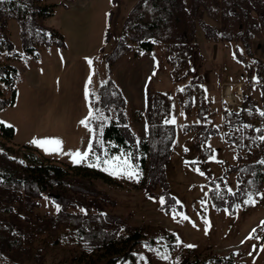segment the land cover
Instances as JSON below:
<instances>
[{"label": "rangeland", "instance_id": "obj_1", "mask_svg": "<svg viewBox=\"0 0 264 264\" xmlns=\"http://www.w3.org/2000/svg\"><path fill=\"white\" fill-rule=\"evenodd\" d=\"M42 1L54 4V10L52 16L39 22L40 27L47 32L59 31L61 45L53 36L24 38L16 19L12 18L8 23L13 52L19 54L13 61L18 69V79L14 102L0 108V121L13 127V142L32 146L41 157L56 164L81 165L88 159L74 163L65 153L77 150L83 153L90 143L93 146L101 141L104 145L103 128L111 119H116L123 125L133 146L131 163L137 169L139 182L103 170L111 182L94 181L92 195L87 197L102 200L103 208L119 217L127 227H147L148 237L143 242L154 239L159 244L158 248L135 246L133 260L125 264H177L184 249L188 248L184 246L186 244L195 245L193 248L200 251L201 257L224 256L231 258L232 264H264V226H261L264 199L257 195L264 193V186L259 192H251L257 201L254 206L243 203L248 194L241 195L236 173L232 170L237 163L238 151L222 139L221 111L227 109L222 99L223 89L226 84L246 78L238 60V54L243 53L240 43L210 40L198 23L196 41L200 53L195 55L194 63L202 62L199 70L204 75L212 111L198 123L196 100L189 116L181 115L176 90L182 85L170 74L163 43H156L150 53L141 52L138 57L134 56L135 44L132 42L127 41L121 48H116L124 16L137 0ZM204 21L213 24L208 18ZM26 44L34 46L36 56L25 52ZM251 49L254 59L261 58L264 37L254 39ZM86 58L93 61L91 68ZM90 75L92 81L87 84ZM107 82L110 87L102 88ZM86 85L90 93L87 98ZM153 90L164 91L170 98L169 119L174 117L176 120L175 137L164 160L159 161L149 153L145 166L140 167L137 144L147 134L148 96ZM252 93H256L255 103L261 107L264 88L253 85ZM90 108L95 115L104 117L89 122L91 132L80 123L88 116ZM206 123L216 130L207 141L208 157L198 151L192 140ZM34 138H58L63 142L62 152L48 153L31 143ZM213 155L215 160L211 159ZM116 156L123 159L127 153L104 151L101 160ZM97 168L102 170L103 165ZM229 188L235 195L228 192ZM161 197L166 201L164 205L160 203ZM56 205L60 207L59 212ZM65 210L71 211V208L64 209L62 204L46 195L41 196L34 209L38 216H57ZM173 210L187 215L189 221L180 219L179 215L173 219ZM205 219L211 227L204 223ZM162 229L172 231L182 243L179 246L176 243L174 249L168 251ZM253 229L256 230L254 234ZM250 234L254 235L253 239H248ZM40 249L39 255L43 251L40 262L32 259L23 264H69L71 254L63 245H48L45 253L43 248ZM157 251L167 254L169 259H161ZM0 264L12 263L0 257Z\"/></svg>", "mask_w": 264, "mask_h": 264}, {"label": "trees", "instance_id": "obj_2", "mask_svg": "<svg viewBox=\"0 0 264 264\" xmlns=\"http://www.w3.org/2000/svg\"><path fill=\"white\" fill-rule=\"evenodd\" d=\"M54 4L42 0H0V108L14 102L18 69L13 61L19 54L13 52L8 28L9 20L18 21L21 34L29 39L57 38V30L46 31L39 22L53 15ZM204 18L210 19L208 24ZM200 30L213 41L240 43L243 53L238 60L245 71L243 101L232 109L226 103L221 111L222 139L238 151L232 170L236 173L241 195L259 192L264 186V104L255 103L253 85L264 88V54L252 56V41L264 37V0H137L124 16L117 49L125 43L135 44L134 56L150 53L156 43L164 44V58L174 81L182 86L176 91L183 115L189 116L194 100L195 116L200 123L209 117L211 102L204 87L201 63H194L199 56L196 31ZM132 39H128V38ZM25 52L35 48L26 44ZM258 81V82H257ZM110 87L109 82L102 88ZM258 88V87H257ZM184 89V91H180ZM105 95V93H103ZM148 130L137 144L140 167L145 166L146 156L152 153L159 161L170 153L175 137V125L165 123L171 115L167 93L153 90L149 96ZM261 99V98H260ZM261 101H264L261 99ZM248 125L249 127H245ZM209 123L192 138L198 151L209 156L207 141L215 135ZM14 129L0 124V257L12 264L41 261L40 248L63 245L71 254L69 264H125L134 258L135 246L159 247L148 237L145 226L127 227L116 215L109 214L102 200L91 199L94 181L111 182L110 176L97 167H89L95 157L109 154L131 153L133 146L122 124L116 119L103 128L101 141L92 146L88 162L63 166L41 157L30 145L13 142ZM105 147L104 151L103 148ZM82 191V192H79ZM213 196V193H211ZM52 197L65 210L57 216H38L34 209L41 196ZM83 209V211H82ZM166 248L172 251L175 234L162 229ZM45 247V248H44ZM165 248V250H166ZM39 250V251H38ZM167 251V250H166ZM167 251V252H168ZM232 264L229 257H201L196 248H185L178 264Z\"/></svg>", "mask_w": 264, "mask_h": 264}, {"label": "snow or ice", "instance_id": "obj_3", "mask_svg": "<svg viewBox=\"0 0 264 264\" xmlns=\"http://www.w3.org/2000/svg\"><path fill=\"white\" fill-rule=\"evenodd\" d=\"M234 58H235V54H234ZM87 63L89 64L90 68L91 65L93 63V61L89 58H86ZM153 75H155V73H153ZM92 81V77L91 75L88 78L87 84H91ZM258 82V81H257ZM180 91H184V89H180ZM90 93L88 92L87 89V85H86V89H85V96L86 98L88 97ZM181 115H183V113H181ZM261 116H264V112H260ZM103 115L101 114L100 116H97L94 114V112L91 110H89L88 116L81 120L80 123L82 126H84L85 128H87L90 132L93 131V129L90 127V121L91 120H95V119H103ZM4 123L3 121H0V124ZM165 123L168 124H175L176 120L175 118H171L165 121ZM8 127H11V125H7ZM245 127H249L248 125H245ZM262 140H264V136L261 137ZM31 143H33L34 145H36L37 147H40L42 149H44L46 152L48 153H61L62 152V141L58 138H44V139H33L31 141ZM210 147V146H209ZM187 150V149H186ZM92 152V144L90 143L88 146V150H86L85 152L81 153L79 150L75 151V152H71V153H65L67 155H70L73 162L74 163H80L82 161H85L88 159L89 154ZM212 160H215V156L213 155L211 157ZM195 163V162H193ZM260 163L264 164V161H261ZM101 165H103V169L104 171L109 172V174L111 175H115V176H121L123 175L124 177L128 178V179H136L137 182H139V175L137 173V169L136 167L131 163V154H127V156L125 158H121L119 156L116 157H111L109 159H103L101 160L100 156H96L95 157V162L94 163H89V167H101ZM196 171L199 172V169H196ZM201 175H203V172H200ZM217 188H219V186H217ZM228 192L230 194L235 195V193H233V190L231 188L228 189ZM207 195V194H206ZM257 195H259L261 197V199H264V193H258ZM160 203L161 205H164L166 203V201L164 200L163 197H161L160 199ZM176 203H180L179 201H176ZM202 204L206 203L205 201H201ZM244 204H251V205H255L257 203V201L253 198L251 193H248V198L246 200H244L243 202ZM237 207H239V205H237ZM56 210L59 212L60 211V207L59 205H56ZM83 211V209H82ZM179 215L180 219L184 220V221H189V217L187 215H184L183 213H176L173 210V219H176V216ZM204 223L206 225H208V227H211V224L208 220H204ZM193 226L195 227V224H193ZM261 226H264V221L261 222ZM255 229H253V234L255 233ZM207 232V229H206ZM250 234L248 239H253L254 235ZM258 239V237H256ZM176 243L177 246H179V244L182 243V241L179 239V237H177L176 239ZM185 247L188 248H193L195 247V245H191V244H186L184 245ZM146 247H150L148 245H146ZM253 250L255 251V246H253ZM156 251V250H154ZM157 255L164 260H168L169 256L167 254H163L160 253L159 251H157ZM249 255H251V253H249ZM143 259V258H142ZM178 264V262H177Z\"/></svg>", "mask_w": 264, "mask_h": 264}, {"label": "built area", "instance_id": "obj_4", "mask_svg": "<svg viewBox=\"0 0 264 264\" xmlns=\"http://www.w3.org/2000/svg\"><path fill=\"white\" fill-rule=\"evenodd\" d=\"M222 99L232 109H237L243 101V82L226 84L223 89Z\"/></svg>", "mask_w": 264, "mask_h": 264}]
</instances>
